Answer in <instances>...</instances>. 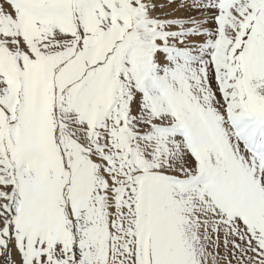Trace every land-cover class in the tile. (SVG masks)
<instances>
[{
    "label": "snow or ice",
    "instance_id": "1",
    "mask_svg": "<svg viewBox=\"0 0 264 264\" xmlns=\"http://www.w3.org/2000/svg\"><path fill=\"white\" fill-rule=\"evenodd\" d=\"M0 264H264V0H0Z\"/></svg>",
    "mask_w": 264,
    "mask_h": 264
}]
</instances>
